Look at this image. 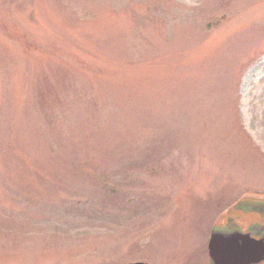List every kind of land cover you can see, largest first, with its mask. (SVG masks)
Listing matches in <instances>:
<instances>
[{"label": "rangeland", "instance_id": "rangeland-1", "mask_svg": "<svg viewBox=\"0 0 264 264\" xmlns=\"http://www.w3.org/2000/svg\"><path fill=\"white\" fill-rule=\"evenodd\" d=\"M261 220L264 0H0V264H212Z\"/></svg>", "mask_w": 264, "mask_h": 264}, {"label": "water", "instance_id": "water-1", "mask_svg": "<svg viewBox=\"0 0 264 264\" xmlns=\"http://www.w3.org/2000/svg\"><path fill=\"white\" fill-rule=\"evenodd\" d=\"M208 247L215 264H253L264 260V238L255 239L239 231L212 232Z\"/></svg>", "mask_w": 264, "mask_h": 264}, {"label": "flooded vegetation", "instance_id": "flooded-vegetation-1", "mask_svg": "<svg viewBox=\"0 0 264 264\" xmlns=\"http://www.w3.org/2000/svg\"><path fill=\"white\" fill-rule=\"evenodd\" d=\"M243 209L246 210H250V206L246 207H242ZM259 209V208H258ZM260 211L263 212L262 209H259ZM260 214V212H258ZM230 223V221L228 222V224ZM234 228V226L232 227ZM241 229V230H240ZM243 231L244 233H248L250 234L251 237L256 238V239H263L264 238V221H259V222H254V223H249L248 225H246L245 229L243 230L242 228H234L232 231L230 232H236V231Z\"/></svg>", "mask_w": 264, "mask_h": 264}, {"label": "trees", "instance_id": "trees-1", "mask_svg": "<svg viewBox=\"0 0 264 264\" xmlns=\"http://www.w3.org/2000/svg\"><path fill=\"white\" fill-rule=\"evenodd\" d=\"M41 71L43 72L41 78H43V81H45V82L48 81V80H51V77H54V76L51 75L50 78H49V74L51 73V70H49V69H47V70L41 69ZM64 79H66V78H64ZM52 85H53V83L48 81V84H47L48 91H49V93L53 92L51 97H50V105H49V111L51 113V117L54 116L52 114V111L55 109L56 106H58V105L55 106V102L59 103V99L62 98L61 93L59 91H58V93H56V89L52 88ZM56 113L57 112H55V114ZM50 123H52V121ZM111 191L113 193H115L114 189L113 190L111 189Z\"/></svg>", "mask_w": 264, "mask_h": 264}]
</instances>
